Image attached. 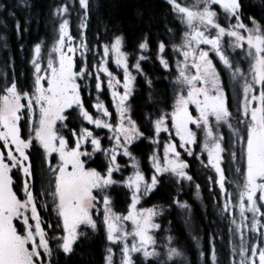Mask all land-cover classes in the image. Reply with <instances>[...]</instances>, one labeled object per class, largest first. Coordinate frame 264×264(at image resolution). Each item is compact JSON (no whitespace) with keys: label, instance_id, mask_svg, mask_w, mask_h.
<instances>
[{"label":"snow or ice","instance_id":"snow-or-ice-1","mask_svg":"<svg viewBox=\"0 0 264 264\" xmlns=\"http://www.w3.org/2000/svg\"><path fill=\"white\" fill-rule=\"evenodd\" d=\"M163 4V30L143 31L134 52L115 26L90 41V0H62L51 13L53 42L41 38L31 46L26 82H18L9 56L13 74L0 80V264H54L57 251L71 256L100 231L104 264H172L183 253L171 235L166 242L156 235L165 206L142 202L168 185L174 193L168 207L186 210L189 223L192 206L180 198L185 186L194 185L202 199L186 158L193 156L210 170L209 193L228 221L229 264H264V0ZM72 12L79 19L75 35ZM15 28L18 38L28 31L19 20ZM146 61L171 77L170 97L155 92ZM141 87L153 111L137 115L132 98ZM86 95L93 99L86 102ZM143 141L150 146L147 172L136 155ZM225 159L238 174L235 200ZM117 190L127 198L126 212L115 210ZM217 235L209 236V264H218Z\"/></svg>","mask_w":264,"mask_h":264},{"label":"trees","instance_id":"trees-1","mask_svg":"<svg viewBox=\"0 0 264 264\" xmlns=\"http://www.w3.org/2000/svg\"><path fill=\"white\" fill-rule=\"evenodd\" d=\"M62 0H0V5L4 7L0 9V37H5L8 47L5 48L4 39H0V80L3 79V73H7L9 77L13 74V66L9 65L8 58L11 56L14 60L15 75L18 82L24 83L27 81V77L30 72V64L28 63L30 56L31 46L40 40L44 39L46 45H50L55 37L54 21L55 17L51 15L54 7L61 3ZM246 4L258 5L259 0H245ZM92 9L88 18V29L86 35L91 41L97 32L103 33L105 28H113V26L120 28L125 32L128 38L127 51L134 52L135 44L138 41L141 33L146 30L156 32L157 30H163V20L161 19L162 13L165 12L163 0H96L92 4ZM142 11L143 15L138 16L137 12ZM10 13H12L10 15ZM74 16V15H73ZM171 19V17H169ZM19 20L21 29L26 26L28 31L21 32V36L18 38L16 33L15 24ZM26 21L28 23L26 24ZM79 23L78 15L73 18L72 31L73 35L77 32V24ZM172 26V25H170ZM183 26L180 25L179 29ZM23 45V51L20 50V45ZM114 64L110 62L111 69L116 72L112 67ZM144 70L147 72L155 82V92L163 93L165 90L168 96H171L170 80L171 77L164 78L163 72L157 67L155 61H146L143 63ZM121 75V73L119 72ZM139 79V78H138ZM109 94H102L101 98H104L110 104ZM147 91L141 87L138 89L137 94L132 98L133 110L135 114H140L145 111H153L150 103L146 102ZM86 102L93 99V97L85 96ZM139 147L136 150V155L140 158L142 165L147 169L149 167L146 157L150 152V146L147 141L138 142ZM134 147H136L134 145ZM34 164L39 169V156H33ZM144 168V170L146 169ZM15 171V170H14ZM127 174V173H125ZM17 185L21 183L19 179L16 181ZM171 191L161 188L158 192L150 195L149 203H163L170 202ZM115 197V210L119 212H126L127 198L123 192L117 190L113 193ZM207 198H205L206 200ZM210 204V203H209ZM211 206L207 211L200 212L202 228L206 229V235L209 237L211 229H207V225L210 221H203L205 214L211 216ZM47 216V213H44ZM54 218V217H53ZM176 233L179 239H182L184 244L186 239L185 228L183 224H174ZM207 227V228H205ZM174 230V229H173ZM217 240V238H216ZM180 242V243H181ZM107 241L105 239L103 231H100L91 238L83 239L77 246L76 252L66 257L62 252L57 251L53 256L54 264H104L105 247ZM190 264H198L197 260L201 257L198 256L197 250L193 243H188L185 246ZM217 253L220 258L218 264H229L227 262L228 255L223 256L225 253L222 251V245L217 247ZM205 263L209 264L208 259V247L205 250ZM226 260V261H225ZM174 264V263H173ZM177 264V263H175Z\"/></svg>","mask_w":264,"mask_h":264},{"label":"flooded vegetation","instance_id":"flooded-vegetation-1","mask_svg":"<svg viewBox=\"0 0 264 264\" xmlns=\"http://www.w3.org/2000/svg\"><path fill=\"white\" fill-rule=\"evenodd\" d=\"M242 66L246 67L247 63L246 64L242 63ZM116 75H118V74H116ZM228 90H229V94H230V102H231V104L233 106V109H235V106H236V103H237L236 90L232 88L231 84L229 85V89ZM108 97H109V100L111 102V96L109 95ZM102 99L105 101L104 98H102ZM105 103H107V102L105 101ZM92 111H94V110H92ZM222 129H223L224 135L226 137L225 139L227 140L228 139L229 130L226 127H223L220 130H222ZM97 131L100 132L101 135H103V130H97ZM198 137H199L200 141H202V135L198 134ZM197 151H199V148H197ZM186 158L189 161V164H190L189 171L193 175L195 183H199L200 186H201L200 191H201L202 199H199V200L193 199L192 195H194V192H195L194 185H186L184 190H183V192L180 195V198L183 199V200H187L188 203L192 206V210L196 214V219H197L196 221H201V218L199 216L200 215L199 211L200 212L207 211L208 208L211 206V210L210 211H212V215L211 216H206L205 214H202V215H204V218H202V220L203 221H211L210 222V227H208L207 229H211L210 232H214L216 234L218 233L219 235H217V238H222V236H220V234H224L225 238L227 239L228 238V228H225L226 226H224L223 223L216 224V223L213 222V221H222V220L216 214V213H218V211L216 210L217 206H216V204L214 202L215 198L213 196H211L210 193H209V188H208V183L209 182L207 180V176L211 174L210 170L206 169V168H203L201 163H200V161L195 156L186 157ZM224 166L226 167L227 184H228L227 186L229 187L230 191H233V196H234V200H235L236 199L235 184L238 181V178L235 179L236 177H233L232 179H230V175H231V173H233V171L230 168L232 166L234 168L235 165H228V161L225 159ZM143 167L146 168L144 165H143ZM147 171H148V169L146 168L145 172H147ZM163 189L164 190L168 189L169 191H171V194H174L172 189L168 185H165L163 187ZM149 197H147L146 200L142 202L144 207H151L154 204H159V203L150 204L149 203V199H150ZM205 198H207V199L205 200ZM114 200H115V197H114ZM169 204H170L169 201L161 203V205L165 206V210L175 207V206L168 207ZM127 206H128V203L126 205V209H127ZM165 210H164V213H163L162 216L157 217V222H159V221L163 222V221H170L171 220L166 215ZM158 233H160V230L156 233L157 239H158ZM164 234L165 233L163 232V235ZM227 241L228 240H226V241L223 240L222 241V251L225 252V253L229 252L225 248V245H224V244L227 243Z\"/></svg>","mask_w":264,"mask_h":264},{"label":"rangeland","instance_id":"rangeland-1","mask_svg":"<svg viewBox=\"0 0 264 264\" xmlns=\"http://www.w3.org/2000/svg\"><path fill=\"white\" fill-rule=\"evenodd\" d=\"M96 0H90V3L92 4L93 2H95ZM181 2H183V3H187V4H189V5H192V4H195L196 3V0H181ZM221 13H222V10H219ZM74 15V16H73ZM75 15H77V13L76 12H72V14H71V17H70V30H71V32L73 33V31H72V24H73V18L75 17ZM221 19H222V16H221ZM78 23V22H77ZM78 25V24H77ZM225 39H227V38H225ZM239 51V50H238ZM242 63H247V61H242ZM112 67H114L115 68V70H116V72H114V73H116V74H118V76H122V72L119 70V69H117L116 68V66H115V64L112 66ZM247 67V66H246ZM110 69H111V66H110ZM112 70V69H111ZM113 71V70H112ZM119 72L121 73V75L119 74ZM234 89V88H233ZM223 134H224V132H223V129L222 130H220ZM228 135H229V133H228ZM225 136V135H224ZM226 138V137H225ZM227 160V159H226ZM228 161V160H227ZM228 165H229V161H228ZM232 171H233V173H231V175H230V179H232L233 177H236L235 179H237L238 178V174H235L234 173V168H233V166L230 168ZM131 171V169L129 168V172ZM228 185V184H227ZM192 197H193V199H197L196 197H195V195H192ZM197 200H199V199H197ZM216 210H217V208H216ZM165 212H166V215L170 218V219H173V218H175V219H177L178 221H175V223L176 224H183V226H184V228H185V230L186 231H188L193 237H195V239L197 240L198 238H197V236L195 235V232L198 230V228H197V219H196V214L193 212V210H192V216H191V220H190V222L189 223H185V218H186V215H187V212H186V210H181V209H178V208H176V207H173V209L172 208H169V209H166L165 210ZM220 218H221V220L222 221H213L214 223H216V224H219V223H223L224 224V226H226L225 228H228V221H227V219H225L223 216H221L219 213H216ZM237 215H238V213H237ZM211 222V221H210ZM209 222V223H210ZM159 223H161V229H160V233H158V242H166L165 240H164V238L165 237H167L168 235H171L172 237H173V240H172V246L173 247H177L182 253H183V256L182 257H179V258H176L173 262H172V264L174 263H177V264H190V260L188 259L189 257L187 256V251H186V249H185V246H184V244L181 242L182 241V239L180 238L179 239V237H177L178 235L176 234V233H179V231L178 232H176V230H175V227H172L171 226V228H170V223H171V220L170 221H159ZM167 224V225H166ZM169 224V225H168ZM171 229H174V230H172L171 231ZM163 232L165 233L164 235H163ZM226 240H228V238L227 239H225V241ZM181 242V243H180ZM191 243H193L192 241H191ZM224 244V243H223ZM225 245V248L229 251L228 253L229 254H224L223 256H225V255H228V258H227V262L229 263V259H230V248H229V243H228V241H227V243L226 244H224ZM195 247H196V250H197V254H198V256L200 255V249H201V245H200V243L198 242V243H196V245H195ZM164 249H162V251H163ZM217 257H218V261H219V258H220V256H219V254L217 253ZM118 258H119V252L117 251V255H116V258L115 259H117V261H118ZM202 258H204V260H205V256H203V257H200L199 258V260H197V262L198 263H200V262H202ZM226 261V260H225Z\"/></svg>","mask_w":264,"mask_h":264},{"label":"bare ground","instance_id":"bare-ground-1","mask_svg":"<svg viewBox=\"0 0 264 264\" xmlns=\"http://www.w3.org/2000/svg\"><path fill=\"white\" fill-rule=\"evenodd\" d=\"M175 221H178V220L175 219V218L171 219L170 228H171V226L172 227H175V225H174V224H176ZM197 223H198L197 224L198 230L195 232V235L197 236L198 239L197 240L194 239L193 236L188 231H185L187 233L185 234L184 237H186V239H188V240L184 243V246H187V244L190 243V241H192L194 245H196V243L199 242L200 245H201L200 251H204L205 252V250L207 249V247L209 249V237H207V235H206V232H205L206 229H203L202 228V224H200L198 221H197ZM207 227H210V223L208 224ZM207 227H205V228H207ZM172 230L173 229H171V231ZM220 236H222V238H217V240L215 241V243H216V249H217V247H219L220 245H222V241L226 239L224 234H220ZM203 260H204V258H202V262H200L198 264H206L205 261H203Z\"/></svg>","mask_w":264,"mask_h":264}]
</instances>
